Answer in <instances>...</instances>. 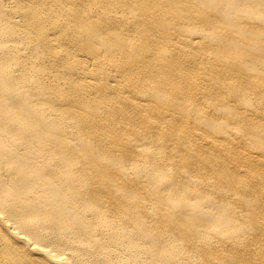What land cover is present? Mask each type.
I'll return each mask as SVG.
<instances>
[{
    "label": "bare ground",
    "instance_id": "1",
    "mask_svg": "<svg viewBox=\"0 0 264 264\" xmlns=\"http://www.w3.org/2000/svg\"><path fill=\"white\" fill-rule=\"evenodd\" d=\"M0 264H264V0H0Z\"/></svg>",
    "mask_w": 264,
    "mask_h": 264
}]
</instances>
